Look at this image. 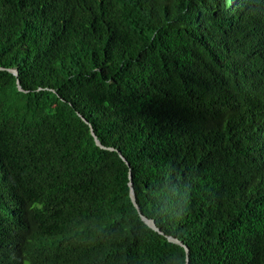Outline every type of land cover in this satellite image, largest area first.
Masks as SVG:
<instances>
[{
    "label": "trees",
    "instance_id": "obj_1",
    "mask_svg": "<svg viewBox=\"0 0 264 264\" xmlns=\"http://www.w3.org/2000/svg\"><path fill=\"white\" fill-rule=\"evenodd\" d=\"M0 68V264H264V0H0Z\"/></svg>",
    "mask_w": 264,
    "mask_h": 264
},
{
    "label": "water",
    "instance_id": "obj_2",
    "mask_svg": "<svg viewBox=\"0 0 264 264\" xmlns=\"http://www.w3.org/2000/svg\"><path fill=\"white\" fill-rule=\"evenodd\" d=\"M0 70H5V69L0 68ZM7 71L10 72L11 74L15 75L17 78L19 77V72H18V70H16V69H9V70H7ZM17 84H18L19 91L24 92V90H23L22 87H21V83H20L19 80L17 81ZM78 115H79V117H80V118H81L86 124H88V125L90 126L92 136L94 137L95 142H96V144H97L99 147H101L102 149H107V150H110V151H115V149H113V148H107V147L103 146V145L101 144V142L99 141V138H98V136L96 135V133H95V131H94L92 125L90 124V122H89V121H88L83 115H81V114H78ZM119 154H120L121 158L127 163V165L130 166L129 162H128L127 159L122 155V153L119 152ZM129 186H130V188H131V194H130V195H131L132 202H133L135 208L138 210L139 215L141 216L142 220H143V221H144V222H145L150 228H152L154 231H156L157 233H159V234H161V235H164V233L161 231V229L158 228V226H157V224H156V222H155L154 220L149 219V218H147L146 216L143 215V213H142V211H141V209H140V207H139V205H138V203H137V199H136L135 191H134V189H133V184H132V174H131V172H130V184H129ZM169 241L172 242V243H175V244H177V245H179V246H181V247L184 248V250H185V252H186V264H189V263H190V256H189L190 251H189V248H188L186 245H184L181 241H179L178 239H175V238H171V237H169Z\"/></svg>",
    "mask_w": 264,
    "mask_h": 264
}]
</instances>
